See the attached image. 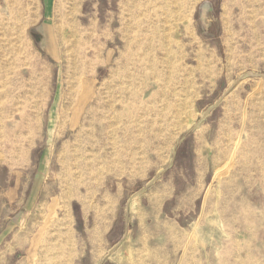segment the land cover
I'll return each mask as SVG.
<instances>
[{"label": "rangeland", "instance_id": "obj_1", "mask_svg": "<svg viewBox=\"0 0 264 264\" xmlns=\"http://www.w3.org/2000/svg\"><path fill=\"white\" fill-rule=\"evenodd\" d=\"M147 212L264 264V0H0V264H117Z\"/></svg>", "mask_w": 264, "mask_h": 264}, {"label": "crops", "instance_id": "obj_2", "mask_svg": "<svg viewBox=\"0 0 264 264\" xmlns=\"http://www.w3.org/2000/svg\"><path fill=\"white\" fill-rule=\"evenodd\" d=\"M156 216H159L158 214ZM152 223L149 224L148 221ZM155 222V223H154ZM160 218H154L152 213H141L137 226L132 230V236L125 246L119 248V242L127 232V228L115 235V230L108 229L107 236L112 234L111 252L107 260L117 264H170L168 251L179 247L185 242L186 233L180 227L161 224ZM116 249V250H115ZM115 251V252H114ZM106 260V261H107Z\"/></svg>", "mask_w": 264, "mask_h": 264}, {"label": "bare ground", "instance_id": "obj_3", "mask_svg": "<svg viewBox=\"0 0 264 264\" xmlns=\"http://www.w3.org/2000/svg\"><path fill=\"white\" fill-rule=\"evenodd\" d=\"M130 25V24H129ZM111 107V106H110ZM86 127V126H85ZM70 157V156H69Z\"/></svg>", "mask_w": 264, "mask_h": 264}]
</instances>
